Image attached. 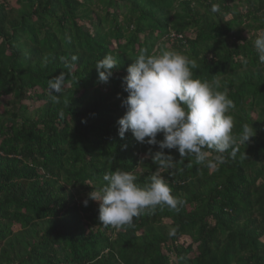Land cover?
Listing matches in <instances>:
<instances>
[{"label": "trees", "instance_id": "obj_1", "mask_svg": "<svg viewBox=\"0 0 264 264\" xmlns=\"http://www.w3.org/2000/svg\"><path fill=\"white\" fill-rule=\"evenodd\" d=\"M261 30L264 0H0V264H264ZM165 49L195 60L194 78L219 79L233 133L248 124L255 135L222 163L210 152L214 166L165 149L176 167L161 175L179 211L104 226L99 202L83 204L103 176L129 171L144 186L157 170L159 147L131 131L121 139L117 121L128 66ZM109 54L117 67L105 84L95 65ZM61 72L53 102L48 81Z\"/></svg>", "mask_w": 264, "mask_h": 264}, {"label": "clouds", "instance_id": "obj_2", "mask_svg": "<svg viewBox=\"0 0 264 264\" xmlns=\"http://www.w3.org/2000/svg\"><path fill=\"white\" fill-rule=\"evenodd\" d=\"M211 10L216 13L220 7L213 4ZM253 46L259 61L264 63V30L257 33ZM77 59L75 55L71 57V61ZM116 67L117 61L110 54L97 61L99 81L108 83ZM197 67L195 60L170 49L158 55L141 54L128 66L122 81L128 94L122 100L126 111L117 121L118 135L123 139L131 131L137 142L157 145L159 151L149 153L157 170L144 186L129 171L116 169L103 176L106 184L89 192L83 204L87 206L89 200L99 202L98 220L104 226H131L134 218L154 213L158 207L179 211L184 201L172 195L161 175V170L176 167V160L165 149H175L181 158L194 157L197 163L214 166L209 160L210 152L217 154L215 163H222L221 154L231 149L229 154L235 158L239 146L255 135L248 124L243 125L239 136L233 133L234 118L230 112L235 104L227 89L219 90V79L194 78L192 70ZM64 81V72L48 81L50 93H55L51 95L53 102H58L56 94L62 92ZM158 134L163 139L158 140Z\"/></svg>", "mask_w": 264, "mask_h": 264}, {"label": "rangeland", "instance_id": "obj_3", "mask_svg": "<svg viewBox=\"0 0 264 264\" xmlns=\"http://www.w3.org/2000/svg\"><path fill=\"white\" fill-rule=\"evenodd\" d=\"M36 104H39V103H36Z\"/></svg>", "mask_w": 264, "mask_h": 264}]
</instances>
